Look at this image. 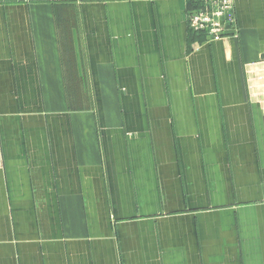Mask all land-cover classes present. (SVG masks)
<instances>
[{
    "label": "crops",
    "instance_id": "crops-1",
    "mask_svg": "<svg viewBox=\"0 0 264 264\" xmlns=\"http://www.w3.org/2000/svg\"><path fill=\"white\" fill-rule=\"evenodd\" d=\"M65 1L0 0V264H264V0Z\"/></svg>",
    "mask_w": 264,
    "mask_h": 264
},
{
    "label": "built area",
    "instance_id": "built-area-1",
    "mask_svg": "<svg viewBox=\"0 0 264 264\" xmlns=\"http://www.w3.org/2000/svg\"><path fill=\"white\" fill-rule=\"evenodd\" d=\"M202 8L190 12L188 26L209 40H221L235 22V0H200Z\"/></svg>",
    "mask_w": 264,
    "mask_h": 264
},
{
    "label": "trees",
    "instance_id": "trees-1",
    "mask_svg": "<svg viewBox=\"0 0 264 264\" xmlns=\"http://www.w3.org/2000/svg\"><path fill=\"white\" fill-rule=\"evenodd\" d=\"M193 5L190 7L189 9V12H193L195 10H199L201 9L203 6H202V2L200 0H191ZM63 7L62 6H58V12H59V16L62 20L65 19V15L62 14L61 12V9ZM67 18V17H66ZM192 33L195 35V36H198V37H206L205 34L203 33H195L192 31ZM74 55H71L70 52H68V62L71 61V59H73ZM70 102L74 105H76L74 108H80L81 107V103H82V97L81 96H77V95H72L70 96Z\"/></svg>",
    "mask_w": 264,
    "mask_h": 264
},
{
    "label": "rangeland",
    "instance_id": "rangeland-1",
    "mask_svg": "<svg viewBox=\"0 0 264 264\" xmlns=\"http://www.w3.org/2000/svg\"><path fill=\"white\" fill-rule=\"evenodd\" d=\"M85 1H87V2H90V1H93V0H85ZM65 2H67V3H69L70 5V7L73 9H75V8H78V5H76V3L78 2L77 0H66ZM66 3V4H67ZM72 3V4H71ZM68 5V4H67ZM66 5V6H67ZM73 9V10H74ZM73 13H75V12H73ZM72 13V16H70L69 18L70 19H72V22H74V23H77V21H76V19H77V16H76V14L74 15ZM190 13V12H189ZM85 100H86V102H87V104H93L94 103V101H95V99H94V96H86L85 97Z\"/></svg>",
    "mask_w": 264,
    "mask_h": 264
},
{
    "label": "water",
    "instance_id": "water-1",
    "mask_svg": "<svg viewBox=\"0 0 264 264\" xmlns=\"http://www.w3.org/2000/svg\"><path fill=\"white\" fill-rule=\"evenodd\" d=\"M261 58L264 59V53H263V55L261 56Z\"/></svg>",
    "mask_w": 264,
    "mask_h": 264
}]
</instances>
